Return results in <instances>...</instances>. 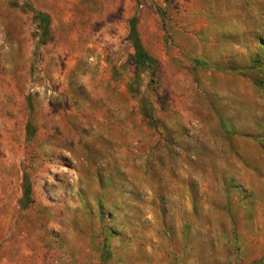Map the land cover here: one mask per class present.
Listing matches in <instances>:
<instances>
[{"label":"rangeland","instance_id":"rangeland-1","mask_svg":"<svg viewBox=\"0 0 264 264\" xmlns=\"http://www.w3.org/2000/svg\"><path fill=\"white\" fill-rule=\"evenodd\" d=\"M0 264H264V0H0Z\"/></svg>","mask_w":264,"mask_h":264},{"label":"trees","instance_id":"trees-1","mask_svg":"<svg viewBox=\"0 0 264 264\" xmlns=\"http://www.w3.org/2000/svg\"><path fill=\"white\" fill-rule=\"evenodd\" d=\"M134 39H135V40H134V45H135V47H136V49H137V54L143 57V56L145 55V52H144V50L141 48V43H140L138 37H136V38H134Z\"/></svg>","mask_w":264,"mask_h":264}]
</instances>
